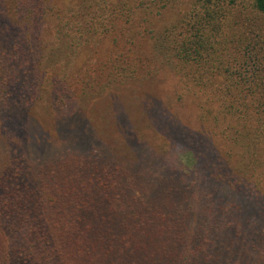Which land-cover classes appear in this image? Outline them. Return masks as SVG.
Returning <instances> with one entry per match:
<instances>
[{
	"label": "trees",
	"instance_id": "trees-1",
	"mask_svg": "<svg viewBox=\"0 0 264 264\" xmlns=\"http://www.w3.org/2000/svg\"><path fill=\"white\" fill-rule=\"evenodd\" d=\"M249 15H264V0H0V264H264V230L227 214L264 217V99L226 83L262 70ZM113 35L129 56L118 48L115 73L111 56L92 73L80 50ZM141 54L170 68L204 129L165 126L159 110V152L141 139L129 160L76 147L85 113L138 74ZM72 81L76 120L60 124L51 102ZM41 86L46 118L32 113Z\"/></svg>",
	"mask_w": 264,
	"mask_h": 264
},
{
	"label": "rangeland",
	"instance_id": "rangeland-1",
	"mask_svg": "<svg viewBox=\"0 0 264 264\" xmlns=\"http://www.w3.org/2000/svg\"><path fill=\"white\" fill-rule=\"evenodd\" d=\"M243 17L245 16L243 15ZM249 17H252L253 20L257 21L256 27H254L255 30L249 37L256 42L254 54H256L259 58V64H261L262 70L258 75H253L252 77L247 78L245 83L237 82L234 78L230 79V81L226 83L232 87L233 94H235L236 90H244L250 94L248 89L251 88L257 91L256 94L260 99L261 97L264 99V15H249ZM114 36L115 35L96 37L94 38V42L85 46V49L80 50V56L85 58V65L89 67L92 73L98 74L99 69L97 68V62H105L109 56L114 59L108 63V67H110L109 74L111 75L115 73L116 67L119 64L117 63V60H115L118 59L116 54V50L118 48L119 51H122L120 49L123 48L126 52H128L127 56L122 58L129 56L130 50L133 47H127V36H123V38ZM121 41L126 42V44L118 45V42ZM111 46L115 48L108 51ZM229 47L233 50L231 45ZM137 48L143 49L144 47ZM142 51L146 52V50ZM140 59L142 63L140 69L138 70V74L132 73L126 80H123L122 78L116 80L113 85L114 92L109 95L105 101L103 99L100 101L99 108H92L85 113L84 117L86 122H84L85 131H83L85 136L76 137V147L79 146L82 148L83 146L85 148L84 150H88V148H90V150L94 151L97 155L102 154V151L106 149L110 152L108 155L111 159L129 160L131 158L130 153L134 150L133 145L137 146L139 149L141 147L143 148L144 145L142 146L140 141L144 140L153 146L157 152H159V149H162L165 146V141L161 140L162 134L159 132L157 127L158 121L155 120L157 117L155 119L153 117L154 113H157L159 110H164L165 113L167 112L164 115L165 119H167L166 122H164L165 126L168 124L169 120L174 121L177 123V126H181L183 124L186 127L181 128L188 130L195 136H199L200 128L204 129V127L199 119L198 112L195 111L194 99L188 98L187 100H184L182 97L181 101V98L176 96L175 84L170 68L169 71L171 73L167 70V67L165 71L159 60H156L157 63L152 62L150 61V57L143 54L140 55ZM155 66H158V69H156ZM105 73L107 72H103L102 74ZM73 81L76 82L77 80L73 79ZM73 81L72 84L67 87V90H62V93H60L58 97L54 96L53 102H51L53 105H57L54 110L60 117V124L62 123L61 120L70 123H73V121L76 120L75 116L79 106V100L77 99V101L76 97L79 89L75 88L76 86ZM249 94H247V100L254 105L255 101L258 102V100L255 95L252 94V96H249ZM50 96L51 93L49 90L46 89L45 86H41L37 92V97L32 107V113L35 116L46 118V111L49 107H47V105L50 104ZM232 97L234 101L236 99V95ZM59 108H61L62 111H60ZM120 109L123 110V115L126 120L121 118L122 114L118 112ZM258 112L260 111L258 110ZM261 112H264V109L261 108ZM49 116H51V113H49ZM158 116L161 117L160 114H158ZM217 116L219 117L220 115ZM251 120H254V118ZM258 121L259 128L261 129L264 127V119L259 118ZM81 122L82 121L80 120V123ZM120 122L127 123L124 126ZM252 124L256 123L252 122ZM68 126L69 125L66 124L65 127L68 128ZM127 126L129 127L127 128ZM212 126L217 129L218 124L212 123ZM59 130L62 132L65 130L66 134L72 139L71 135H69L72 133L71 131H67L65 128H60ZM132 133L135 134L138 139L133 138ZM78 134L79 131L77 132V135ZM122 138L127 139L130 144V148L128 145H123L124 141ZM234 144L237 148L236 142ZM231 147L234 149L233 145ZM164 150L161 151L163 152ZM225 151L226 149L223 150L222 153L225 154ZM178 154L184 168V162L181 157H185L186 153L185 151H181L179 149ZM196 165L197 163H195V166ZM186 167L188 170H191L193 164H190L189 166L186 165ZM184 181H186V179H184ZM262 184L264 185V183ZM232 196L235 197V195ZM262 200L264 201L263 196ZM230 205H227L228 218L235 221L238 230L241 228L249 230L251 228H260L264 230V217L258 219L255 215L248 212H244L243 214H241L242 212H235L236 206H234L233 211H231L229 208ZM246 215H248V217ZM247 218H249V220ZM243 221L246 222L243 223Z\"/></svg>",
	"mask_w": 264,
	"mask_h": 264
}]
</instances>
